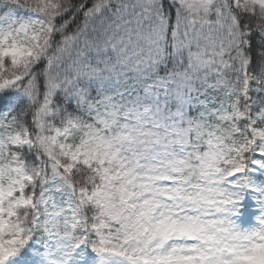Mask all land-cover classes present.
<instances>
[{"label": "snow or ice", "instance_id": "6c2138e0", "mask_svg": "<svg viewBox=\"0 0 264 264\" xmlns=\"http://www.w3.org/2000/svg\"><path fill=\"white\" fill-rule=\"evenodd\" d=\"M0 264H264V0H0Z\"/></svg>", "mask_w": 264, "mask_h": 264}]
</instances>
